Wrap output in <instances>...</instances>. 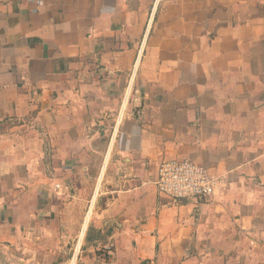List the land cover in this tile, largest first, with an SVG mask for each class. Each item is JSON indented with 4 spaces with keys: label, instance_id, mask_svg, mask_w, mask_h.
Segmentation results:
<instances>
[{
    "label": "crops",
    "instance_id": "obj_1",
    "mask_svg": "<svg viewBox=\"0 0 264 264\" xmlns=\"http://www.w3.org/2000/svg\"><path fill=\"white\" fill-rule=\"evenodd\" d=\"M175 158L223 186L159 194ZM74 241L75 264H264V0H0V264Z\"/></svg>",
    "mask_w": 264,
    "mask_h": 264
},
{
    "label": "built area",
    "instance_id": "obj_2",
    "mask_svg": "<svg viewBox=\"0 0 264 264\" xmlns=\"http://www.w3.org/2000/svg\"><path fill=\"white\" fill-rule=\"evenodd\" d=\"M158 2V0H157ZM224 179L205 166L190 159H168L159 165L155 182L157 192L175 202L205 201L223 186ZM56 185V188H60ZM107 246V250L112 249Z\"/></svg>",
    "mask_w": 264,
    "mask_h": 264
},
{
    "label": "rangeland",
    "instance_id": "obj_3",
    "mask_svg": "<svg viewBox=\"0 0 264 264\" xmlns=\"http://www.w3.org/2000/svg\"><path fill=\"white\" fill-rule=\"evenodd\" d=\"M88 208H87V210H86V214L88 213ZM94 211V210H93ZM76 244H77V241H74V243H73V250L71 251V254H70V260H68L69 262H68V264H70V261L72 260V258H73V252H74V249H75V247H76ZM80 254H82V252L80 253ZM78 264V263H77Z\"/></svg>",
    "mask_w": 264,
    "mask_h": 264
},
{
    "label": "bare ground",
    "instance_id": "obj_4",
    "mask_svg": "<svg viewBox=\"0 0 264 264\" xmlns=\"http://www.w3.org/2000/svg\"><path fill=\"white\" fill-rule=\"evenodd\" d=\"M92 209V208H91ZM90 215H88V218H89ZM75 260H76V257L72 260V263L71 264H75Z\"/></svg>",
    "mask_w": 264,
    "mask_h": 264
}]
</instances>
